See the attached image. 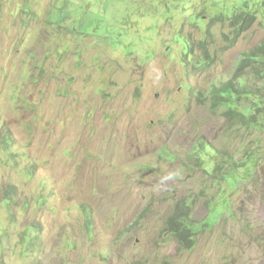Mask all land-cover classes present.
I'll use <instances>...</instances> for the list:
<instances>
[{
	"label": "rangeland",
	"instance_id": "rangeland-1",
	"mask_svg": "<svg viewBox=\"0 0 264 264\" xmlns=\"http://www.w3.org/2000/svg\"><path fill=\"white\" fill-rule=\"evenodd\" d=\"M262 2L0 0V264H264V128L206 99L264 42ZM244 4L258 21L231 43ZM206 37L218 61L196 71ZM215 149L258 161L215 186ZM189 196L194 222L215 209L184 251L165 228Z\"/></svg>",
	"mask_w": 264,
	"mask_h": 264
},
{
	"label": "trees",
	"instance_id": "trees-1",
	"mask_svg": "<svg viewBox=\"0 0 264 264\" xmlns=\"http://www.w3.org/2000/svg\"><path fill=\"white\" fill-rule=\"evenodd\" d=\"M248 4H244L241 8H236L234 15L230 17L229 21L233 29V37L227 38L231 43H235L236 39L241 37L242 34L248 32L258 21V10H253ZM261 13L264 15V0L261 3ZM224 15H219L216 20H224ZM207 32L210 33V27L207 25ZM211 36V35H210ZM204 41L199 43L201 49V59H197L193 51V46L187 44L185 57H192L193 65L196 71L208 72L216 65L218 56L211 53L212 44L207 40L211 38L206 37ZM191 71V73L196 72ZM254 73L257 79H264V42H261L257 47L244 53L235 70L233 77L218 87H214L211 95L207 99L209 110L212 114L223 113L226 121L232 127H239L246 130L263 129L264 128V111L260 108H255V102L250 101L252 92L250 91V84L248 82V74ZM243 81H246L243 83ZM256 98H264V94L259 90ZM245 98V99H244ZM240 105L243 108H240ZM256 111V113H255ZM253 113V114H252ZM213 147V146H209ZM218 158L213 170L209 173L212 174V181L215 186L223 185V182L233 177H239L237 170H242L248 167L250 161H258V158L253 159L254 154H251L243 165L237 170L233 168L230 162H223L225 159L231 161L229 155L224 154L221 150L215 149ZM262 154V153H261ZM192 160L201 163L203 169V159L206 155L204 145L199 143L195 151L191 152ZM224 190L220 191L223 192ZM219 192V193H220ZM191 200V201H190ZM196 201L190 196L183 197L175 201L172 212L166 220V233L178 244L182 250H193L197 244V236L203 227H208L211 222V215L203 221L202 224L194 222Z\"/></svg>",
	"mask_w": 264,
	"mask_h": 264
}]
</instances>
